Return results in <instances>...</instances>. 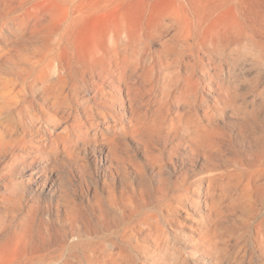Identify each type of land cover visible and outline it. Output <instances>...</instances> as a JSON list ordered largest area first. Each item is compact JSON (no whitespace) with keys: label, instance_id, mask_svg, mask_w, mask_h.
Instances as JSON below:
<instances>
[{"label":"rangeland","instance_id":"1","mask_svg":"<svg viewBox=\"0 0 264 264\" xmlns=\"http://www.w3.org/2000/svg\"><path fill=\"white\" fill-rule=\"evenodd\" d=\"M81 28L120 59L79 60ZM0 242V264H264V0H0Z\"/></svg>","mask_w":264,"mask_h":264},{"label":"bare ground","instance_id":"2","mask_svg":"<svg viewBox=\"0 0 264 264\" xmlns=\"http://www.w3.org/2000/svg\"><path fill=\"white\" fill-rule=\"evenodd\" d=\"M80 20H81L80 18L79 19H76V17L73 18V22L74 23L75 22H79ZM4 23L8 24V20H5ZM93 26L97 27L98 23L97 24H93ZM104 32H105V35L106 34H110V38H112V40L115 43L118 42L119 37H120V31H119L118 28L113 29V30L104 31ZM89 33H90V31H88V29H83V28H81L80 32L77 33L78 34L77 36L79 37L78 39L80 41V44H79L80 46H77L78 47L77 52H78L79 60H82V61L88 60V58H90V55L92 53H94L95 51H97V50H102L111 59H113L115 61H118L120 59V56H119L120 53L118 52V50L116 48L108 49V48L103 47L102 42H104V41L102 39L98 40L96 38L97 35L94 36L93 38L90 37ZM99 60H104V59H101V58L92 59L91 63L94 64V63L98 62ZM91 63H90V65H91ZM125 63H126V61L125 62L123 61L121 63L122 66H125ZM68 68H69V71H70V69H71L70 63H68L67 69ZM63 69H64L63 65H59V63L58 64L55 63V64H48L47 65V68H46L45 74H44V77H45L44 78V88H45V96H44V98H45V100H44V104H42L43 107H41L42 111H45V108H47V104H48L49 101H52L53 102L52 105H54V106L59 105V103H60L59 99H60V97L62 95V92H63L62 88L60 86V82L62 80H64V78H65V72L63 71ZM51 76H54V78H55L54 81L51 80ZM12 84H13V81L11 79L10 80L9 79H4V81L2 83V85L4 87L10 88V89L13 86ZM26 87L28 88L27 89L28 90V98L29 99L34 98V94L36 93L34 91V87H36L35 83L33 81H29V82H27ZM47 117H49V119H51V120L54 119V117H52L49 114H48ZM86 118L88 119L89 123H92L93 119H92L90 114L87 115ZM104 119H105V115H104ZM104 122H106V120ZM153 123H154V120L151 117L139 116V117H136L134 119L135 130L137 132H139L142 129L143 130L149 129L152 126ZM80 125H83V123H81ZM65 130H66V132H68V127L65 128ZM135 134H137V133L135 132ZM29 136L33 137L32 135H29ZM56 136H57V134L55 132L51 131V129H50V130H47L45 138L41 139L40 141L43 144H45L47 142L46 140L51 141L53 143V140H55ZM108 153H109L108 156H110L108 158V160H109V163L111 164L110 158L115 156L114 149L113 148H108ZM31 171H35V170L32 168ZM21 179L29 180V178L25 177L24 175L21 177ZM45 180H46V178L43 177V181H45ZM7 248H8V243H6V242L1 243L0 242V257L5 254ZM64 264H72V263L66 262Z\"/></svg>","mask_w":264,"mask_h":264}]
</instances>
